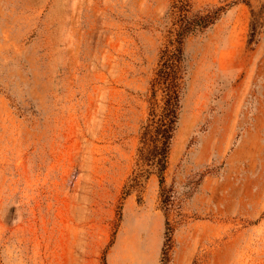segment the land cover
I'll use <instances>...</instances> for the list:
<instances>
[{
	"label": "rangeland",
	"instance_id": "1",
	"mask_svg": "<svg viewBox=\"0 0 264 264\" xmlns=\"http://www.w3.org/2000/svg\"><path fill=\"white\" fill-rule=\"evenodd\" d=\"M174 2L0 0V264H264V0H189L221 14L132 188Z\"/></svg>",
	"mask_w": 264,
	"mask_h": 264
},
{
	"label": "trees",
	"instance_id": "2",
	"mask_svg": "<svg viewBox=\"0 0 264 264\" xmlns=\"http://www.w3.org/2000/svg\"><path fill=\"white\" fill-rule=\"evenodd\" d=\"M221 10L193 14L189 0H175L171 9L173 28L169 31V41L162 51L160 68L151 85L149 118L143 127L138 149L140 172L133 179L132 188L140 185V178L150 174L151 170L159 174L161 183L164 182L183 89V43L188 36L213 25Z\"/></svg>",
	"mask_w": 264,
	"mask_h": 264
}]
</instances>
